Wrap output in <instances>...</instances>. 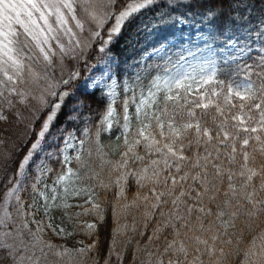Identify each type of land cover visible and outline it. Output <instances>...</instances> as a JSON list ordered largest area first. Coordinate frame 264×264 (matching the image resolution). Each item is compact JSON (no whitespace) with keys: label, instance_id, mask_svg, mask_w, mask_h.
Returning <instances> with one entry per match:
<instances>
[{"label":"snow or ice","instance_id":"1","mask_svg":"<svg viewBox=\"0 0 264 264\" xmlns=\"http://www.w3.org/2000/svg\"><path fill=\"white\" fill-rule=\"evenodd\" d=\"M156 4L0 0V124L27 136L13 151L0 129V264H264V15L243 31V44L229 37L197 60L166 41L145 54L157 63L142 58V70L118 79L112 46ZM234 8L251 13L246 0ZM81 63L105 70L77 85ZM78 89L107 102L79 136H54ZM114 129L115 145L103 144ZM108 191L114 226L105 255L97 240L70 246L68 238L92 236L105 220L100 193ZM77 197L83 203L69 202ZM89 215L96 220L80 219Z\"/></svg>","mask_w":264,"mask_h":264},{"label":"trees","instance_id":"2","mask_svg":"<svg viewBox=\"0 0 264 264\" xmlns=\"http://www.w3.org/2000/svg\"><path fill=\"white\" fill-rule=\"evenodd\" d=\"M239 2L240 0H174L175 6H170L173 0H157L153 8L143 12L139 18L126 26L119 41L112 46L110 55L115 61L113 63L114 74L118 79H123L125 75L130 74V67L138 59L143 58L146 52L170 39H181L182 34L189 30L200 32L207 39V43H212L216 48L224 46V41L229 37L239 36V42L243 44V31L254 26L257 19L264 15V6L261 5V0H246L251 7V13L245 19V11L242 8H234V5ZM210 11L214 13V16H209ZM97 60V56H90L88 62L94 65ZM79 70L81 78L77 85L89 71L84 63H81ZM106 102V97H102L99 92L91 96L85 95L83 90L78 89L74 97L67 99L53 129L83 128L85 119L94 124ZM79 104H83V107L74 112L73 108ZM81 112L83 116L78 122L70 119ZM5 130L6 135L14 136L16 127L7 125ZM116 134L115 129L112 133H102L101 142L105 145H115ZM53 164L55 167L58 165L56 162ZM135 190L134 185L130 186L128 196L131 197ZM114 198L113 191L100 193V199L104 201L105 206V220L99 223L96 232L87 238L88 243L93 240L99 242L98 251L101 257L105 255L112 239L114 225L111 206ZM95 220L96 218L93 222Z\"/></svg>","mask_w":264,"mask_h":264},{"label":"rangeland","instance_id":"3","mask_svg":"<svg viewBox=\"0 0 264 264\" xmlns=\"http://www.w3.org/2000/svg\"><path fill=\"white\" fill-rule=\"evenodd\" d=\"M206 40L207 39L205 37H203L200 32L194 31V30L193 31L189 30V32L182 34L181 39H179V38L170 39L167 42L170 45H172V52L173 53L183 52L186 55L188 51H191V52L197 54V60L207 59V58H209V55L211 53H213V52L218 53L220 50H222L224 48V46L219 47V48L213 47L212 43H207ZM146 53H151V50L146 52ZM145 54L143 55V58L147 64L157 63V61L154 58L149 59V58L145 57ZM217 59H219L218 56H217ZM141 61H142V58L138 59L130 67V70H129L130 74L135 72V71L142 70V68L137 67V65L141 64ZM194 62H196V61H194ZM109 63H110V71L114 74L113 63H115V61L112 60ZM94 65H97V62ZM104 70H105V67L103 64H100L96 68L89 70L79 84H82L84 82V80L87 79L89 76H91L93 78L100 77ZM130 74L125 75V77L123 79H126ZM105 80H107L106 77H105ZM118 111H119V109H118ZM72 117H74V116H72ZM73 120H75V119H73ZM75 121L78 122V120H75ZM5 126H7V125L0 124V129L5 130ZM65 129L66 128L62 127L58 130L53 129L52 131H53L54 136H59V134L61 132H63ZM78 129H82V128L72 127L70 129H66V130L67 131H76ZM76 134H77V136H79V131H76ZM5 135H6V133H5ZM6 136H9V135H6ZM26 139H27V136L24 135V129L22 127L16 128V130L14 131V136H11V141L9 143V149L15 151L16 149L21 148L22 146H24ZM12 142L15 143V149H12ZM60 143L62 144V142H60ZM55 150H56L55 144H53L52 147L48 149V151H55ZM69 153L71 154L72 150H69ZM54 159H57V158H54ZM48 163H49V166L54 171H58L61 168V165L59 163H58V165H56V167L54 166L53 161H48ZM53 178H54L53 173H49L46 180H45V183L51 184ZM30 197H31V190L29 189V192L27 194H25V199L28 200V199H30ZM69 202L70 203H83V198H80V197L73 198ZM71 211L75 212V211H79V209L73 208V209H71ZM52 215L55 218L54 223H60L61 222V218L63 217L62 211L56 210L52 213ZM95 218H96L95 216L89 215V216H82L80 219L83 222H93V220ZM64 225L69 230H72L74 227V223H69L66 219L64 220ZM88 237L89 236L84 234V233H77V234L73 235L72 237L68 238L67 243L70 246H79L78 242L82 240V241H84V244H88V242H87Z\"/></svg>","mask_w":264,"mask_h":264}]
</instances>
